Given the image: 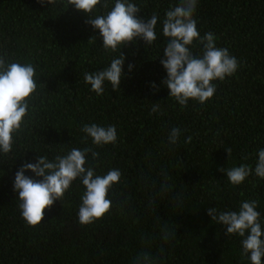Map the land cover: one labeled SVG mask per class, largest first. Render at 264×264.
<instances>
[{"label": "trees", "instance_id": "obj_1", "mask_svg": "<svg viewBox=\"0 0 264 264\" xmlns=\"http://www.w3.org/2000/svg\"><path fill=\"white\" fill-rule=\"evenodd\" d=\"M129 2L145 20L160 17L157 40L145 46L137 38L124 46L120 89L113 91L105 82L97 95L84 74L108 67L119 51L102 48L85 14L62 4L0 0V55L9 63H31L37 79L12 151L0 153V264H134L141 253L153 264H250L241 254L242 238L226 237L207 209L235 211L255 200L264 228V180L253 174L232 186L226 172L218 171L241 164L254 168L264 148V0H198L194 19L200 35L212 32L216 46L226 48L239 67L225 80L213 81L210 100L202 105L189 100L185 107L168 97L160 64L167 46L162 21L179 0ZM113 4L97 6L94 14ZM191 50L199 55L201 45L194 41ZM157 102L160 110L150 114ZM92 123L117 130V142L93 146L99 158L93 161L89 154L86 164L98 175L120 170V181L108 194L110 211L81 225L77 213L84 188L77 179L44 210L40 224L26 226L13 191L16 171L40 155L53 159L91 146L90 139L83 142L81 128ZM173 127L181 130L176 145L168 143ZM229 148L228 156L224 149Z\"/></svg>", "mask_w": 264, "mask_h": 264}, {"label": "clouds", "instance_id": "obj_2", "mask_svg": "<svg viewBox=\"0 0 264 264\" xmlns=\"http://www.w3.org/2000/svg\"><path fill=\"white\" fill-rule=\"evenodd\" d=\"M41 7L62 4L69 6L87 16L86 23L93 30H98L102 38V48L109 53L119 51L110 65L98 72H85L84 82L90 85V90L97 95L104 92L105 82L110 83L113 91L120 89L124 76L123 65L125 56L121 49L137 38L144 41L145 46H151L157 40L156 26L160 19L152 15L145 20L140 17V8L129 0H114L110 10L94 14L97 6L109 9V0H36ZM198 0H179V4L165 12L162 21V36L167 42L163 48L164 57L160 64L167 73L162 81L168 89V97H172L181 107L189 100L204 104L216 92L213 81H223L235 74L239 64L226 48L216 46V37L212 32L203 36L196 26L194 15ZM95 37L89 38V40ZM96 40V39H95ZM201 45V52L196 55L191 50L193 43ZM133 68L128 65L129 71ZM35 67L31 63H9L0 55V153L9 154L12 151L14 136L24 124L29 112V101L37 89ZM151 87L158 90L153 83ZM151 112L160 110L159 103L152 104ZM84 133L83 142L91 140V146L83 149L72 148L65 155H57L53 159L40 155L36 163H24L15 173L13 191L21 218L28 227H36L44 219V210L50 209L53 203L61 200L73 181L79 180L84 188L80 197L78 222L89 225L101 219L110 211L111 200L108 194L113 186L119 183L121 172L111 169L104 175L96 174L93 166L86 167L88 156L93 161L99 158V152L93 146L103 147L117 142L115 125L107 127L96 123L85 124L81 128ZM181 135L179 128L173 127L168 134V143L176 145ZM191 137L187 138L190 141ZM228 156L231 149H224ZM255 167L241 164L231 169L220 168L226 172L232 186H238L250 175L264 180V148L258 151ZM247 159V157H245ZM30 171L33 177L24 173ZM42 178V179H38ZM257 202L244 201L238 210L217 212L216 208L207 209L212 221L223 225L225 236H238L241 239L242 255L250 264H262L264 258V228L260 222V213L256 210ZM170 234L165 231L164 238ZM134 264H153L152 257L147 253L138 254Z\"/></svg>", "mask_w": 264, "mask_h": 264}]
</instances>
